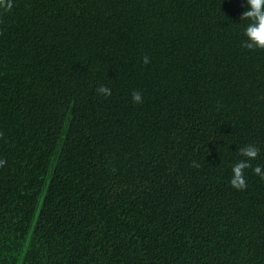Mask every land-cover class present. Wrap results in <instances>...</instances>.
<instances>
[{
    "label": "trees",
    "instance_id": "1",
    "mask_svg": "<svg viewBox=\"0 0 264 264\" xmlns=\"http://www.w3.org/2000/svg\"><path fill=\"white\" fill-rule=\"evenodd\" d=\"M12 5L0 264H264V49L242 47L246 0Z\"/></svg>",
    "mask_w": 264,
    "mask_h": 264
},
{
    "label": "clouds",
    "instance_id": "2",
    "mask_svg": "<svg viewBox=\"0 0 264 264\" xmlns=\"http://www.w3.org/2000/svg\"><path fill=\"white\" fill-rule=\"evenodd\" d=\"M246 3L248 8L241 14L240 19H247L250 22L244 29V35L247 39L242 43V47L249 50L264 49V0H246ZM12 6V0H0V8L10 10ZM149 62V58L144 56L143 63L148 64ZM97 93L107 97L111 95V89L105 85H100L97 88ZM131 95L134 103H143L141 92L133 91ZM259 152L260 149L251 144L240 149V155L247 159L237 161L232 167L233 175L229 183L233 188L244 190L247 187L244 170L252 167L250 161L256 159ZM5 163L6 161L0 160V166ZM252 171L264 179V170L260 165L252 167Z\"/></svg>",
    "mask_w": 264,
    "mask_h": 264
}]
</instances>
